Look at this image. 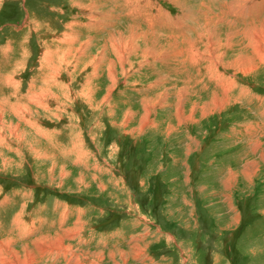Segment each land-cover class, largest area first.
<instances>
[{
  "label": "rangeland",
  "instance_id": "obj_1",
  "mask_svg": "<svg viewBox=\"0 0 264 264\" xmlns=\"http://www.w3.org/2000/svg\"><path fill=\"white\" fill-rule=\"evenodd\" d=\"M177 244L264 264V0H0V264Z\"/></svg>",
  "mask_w": 264,
  "mask_h": 264
},
{
  "label": "crops",
  "instance_id": "obj_2",
  "mask_svg": "<svg viewBox=\"0 0 264 264\" xmlns=\"http://www.w3.org/2000/svg\"><path fill=\"white\" fill-rule=\"evenodd\" d=\"M205 146L204 145H202L201 147H200V150L201 151H205ZM189 181H190V179H188ZM167 234H171V235H173L175 238H176V236L174 235V234H172V233H170V232H168ZM182 239V238H181ZM177 241V240H176ZM182 241L186 244V242H185V240L184 239H182ZM229 241H230V239H229ZM228 241V242H229ZM231 242H232V244L234 243V241H233V239H231ZM225 244H227V243H225ZM231 245V244H230ZM187 246V245H186ZM176 247H177V249L176 248H174L175 250H177L179 253H180V257L179 258H181L182 259V261H183V263L184 264H189V258L187 257L186 259L184 258V257H182V249L179 247V245L177 244L176 245ZM187 249H189L188 248V246H187ZM193 264H194V262H193Z\"/></svg>",
  "mask_w": 264,
  "mask_h": 264
},
{
  "label": "bare ground",
  "instance_id": "obj_3",
  "mask_svg": "<svg viewBox=\"0 0 264 264\" xmlns=\"http://www.w3.org/2000/svg\"><path fill=\"white\" fill-rule=\"evenodd\" d=\"M10 261H12V260H10ZM18 263V262H17Z\"/></svg>",
  "mask_w": 264,
  "mask_h": 264
}]
</instances>
